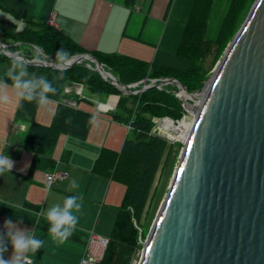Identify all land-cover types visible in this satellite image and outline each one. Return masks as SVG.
<instances>
[{"label": "trees", "instance_id": "obj_1", "mask_svg": "<svg viewBox=\"0 0 264 264\" xmlns=\"http://www.w3.org/2000/svg\"><path fill=\"white\" fill-rule=\"evenodd\" d=\"M137 0H125L126 5H133ZM205 0H194L176 52L191 60L188 71L181 72L165 65L148 63L138 57L106 53L96 50L91 52L99 60L106 71L113 74L120 82L117 86L105 79L93 63L83 61L69 68L53 69L50 67L28 65L29 71L42 72L57 90L49 94V98L57 101V107L50 124L40 123L35 119L39 105L33 101L21 100L18 104L14 121L26 123L27 130L23 140L25 149L33 155L32 169H54L56 161L51 155L62 134L85 139L92 126V111L81 108L79 103L83 97L76 95L71 88L80 84L93 93H107L117 97L112 109L107 111L113 120L123 124H131L133 136L127 135L120 150L103 147L97 157L92 173L110 178L125 186V193L118 206L116 221L113 226L107 248L104 250L99 264H133L135 255L142 247L141 227L143 216L149 211L152 202V190L155 177L160 170L159 179L165 170L164 158L169 156L171 141L157 132H153L155 118L172 117L180 119L184 113L181 98L175 92L176 84H167L158 88L151 86L134 94L132 89L123 86L131 85L147 78H176L184 84L189 92L200 88L205 74L213 68L224 46L232 36L239 14L245 7L246 0H232L230 9L223 20L218 37L215 40L206 37L210 9V1H206V14L201 15ZM208 2V3H207ZM209 7V8H208ZM0 39L11 51H16L29 59L33 56L48 61H56V52L63 47L73 57L86 53L85 49L71 35L50 23L49 20L28 18L25 28L18 30L11 21L0 18ZM38 46V47H36ZM40 48L43 49L41 52ZM15 58L6 56L0 50V63L12 62ZM64 72L61 77L60 73ZM7 83H12L7 79ZM132 99L134 106L129 108L127 102ZM71 151L66 150L63 159L69 161ZM41 205L26 202L22 206H14L0 201V219L9 218L48 231L49 224L43 216ZM37 220L39 223L37 224ZM5 230L0 228V232ZM87 244L88 235L76 228L68 238ZM6 256V255H5Z\"/></svg>", "mask_w": 264, "mask_h": 264}, {"label": "water", "instance_id": "obj_2", "mask_svg": "<svg viewBox=\"0 0 264 264\" xmlns=\"http://www.w3.org/2000/svg\"><path fill=\"white\" fill-rule=\"evenodd\" d=\"M0 50L28 65L65 68L8 50L1 39ZM83 61L120 85L90 53L71 66ZM169 82L200 104L137 264H264V0L255 1L202 92L175 78L160 84Z\"/></svg>", "mask_w": 264, "mask_h": 264}, {"label": "rangeland", "instance_id": "obj_3", "mask_svg": "<svg viewBox=\"0 0 264 264\" xmlns=\"http://www.w3.org/2000/svg\"><path fill=\"white\" fill-rule=\"evenodd\" d=\"M71 1L72 3H77L76 9L73 8L72 6L73 11H70V13H72V18L76 16V21H72V23H70L71 31H73V34L71 35L74 36L75 38V37H80L82 29L85 28L86 17L89 16L88 15L89 12L87 13V11L90 9L92 5V1L91 0H71ZM206 1L207 0L202 2V4L205 6L201 8L202 17L203 15L206 14V10H207L205 5ZM255 1L256 0H246L245 7L242 10V12L239 14L238 21L235 25V29L232 33V36L227 42L226 46H224V48L222 49L220 56L218 57V60L216 61L214 67L210 68L209 71L205 74L204 80L200 84V88L195 89V91L191 93H200L206 88L210 79L214 75L219 62L222 60L225 52L227 51L230 43L235 38L241 26L243 25L244 21L246 20ZM193 2L194 0H175L168 14H167L168 6L166 7L154 6L152 11H150V13L146 15L143 10L139 11L135 7L136 3L133 5H126L125 0H108V3H113L114 7L112 9L111 17L105 24V31L102 37V43L108 49L106 51L138 57L148 63L165 65L170 68L177 69L183 73L188 71L191 65V60L187 56L177 53L176 47L178 46V43L181 39L182 30L187 23ZM231 3L232 0L210 1V9L208 14L209 17L207 19L208 28L206 33V37L208 39L215 40L218 37L223 20L230 9ZM82 4L87 6V8H85V6H83ZM74 12H76V14H74ZM10 65H11L10 62L0 63V77H3L5 75ZM28 72L30 74V78L32 74H34V78L36 79H39L41 76L46 77V74L42 72H32L29 70ZM148 79H150L151 81H148ZM162 79L164 78H152V79L147 78L145 79L148 81L146 86L152 85L161 88V86H163L160 84V81ZM166 84H164V86ZM176 85L178 86V84ZM143 87L144 86H141V88ZM178 87L179 89L177 91L180 90V92L176 91L175 94L181 98V103L183 106V102L185 101L179 94L181 92L183 93L182 89H180V87L182 86H178ZM138 89L140 88L133 90H138ZM144 90H140V92ZM83 97L84 100H81L80 104L90 108L89 111H93L96 115H99L96 105L103 100L109 99V95L107 93L96 94L85 86H83ZM113 98L117 99V97L115 96ZM187 99H188L187 100L188 104L191 108L185 109V107L183 106L184 113L182 117L178 119L179 123L181 122L185 123V121L192 120V118H195L194 108L198 107L199 99L192 98L190 96ZM111 103H113V100L111 101ZM54 105H55L54 101L49 99L48 104L46 106H39L35 115V119H38L39 115H42L43 117L46 116L50 117L52 113V109L54 111L53 108ZM127 106L129 108H132L134 106L132 99H130L127 102ZM2 108H3V104H0V110H2ZM51 120H52V115L49 122ZM128 125L129 124L121 126L123 129L120 134H124V137H126L127 135H129L130 137L133 136V131H131V129L126 127ZM92 128H93V123L88 133V136L85 139L74 136H67L66 134H62L59 137L57 145L55 146L54 149V159L56 161L57 167L59 165L60 169H66V171H62V172H67V174L69 173L70 176L69 174L67 175V178L64 183L53 185L52 188L57 191L53 193V195L48 199V201H46L45 199L42 200V201H46L45 204L41 202L39 204L42 206V208L44 206L45 209H47L53 204L56 203L62 204L65 197L78 196L82 200V201L80 200V202L82 203V209L79 213H76V215H78L79 217V222L76 228L84 231L88 236L91 233H94L106 238H110L117 217L118 205L121 201L122 198L121 196L123 194V191L125 190V186L115 181L113 183V187L110 193L108 194L106 206L103 210V213L99 211L100 209H98V212L96 213L93 211L92 208H95V205L88 203V200L102 201L103 196L106 195L107 193L106 192L107 187L105 186L103 179H101L97 175H93L90 172L92 165H94L95 163L96 157L99 155L101 151V148L95 151V147L97 145H100V140L97 137V135L91 134ZM96 130L99 133L102 132L103 134H106L108 128L106 129L105 127L102 126V127H96ZM159 134L168 138L172 143L171 144L172 147L170 149L169 156H167L168 154L167 153L166 158H164L163 160L165 162V170L162 175L163 178L161 177L159 179L160 170L155 177V181L153 183V190H152L153 199L151 202V206L149 208V211H146L145 215L143 216L142 224H140L142 247L136 253L133 264H137L138 261L140 260V257L142 255L143 242L146 240L158 216L161 205L167 195L175 171L178 167L185 145L184 140L179 138L178 134L173 133L177 137V139L174 140L170 139L163 129ZM116 140L117 142L114 143L115 147L112 146L111 147L115 150H120L122 148L123 145L122 143H124V140L123 142L118 139ZM64 150L71 151L70 161L68 162V164H63L65 160L64 162L60 161ZM13 160L14 162L17 163H21L22 161V159L20 160L13 159ZM32 160H33V156H31V160L29 164H26L28 170L32 163ZM23 165L25 164L23 163L20 164V166ZM77 168L81 170L78 172ZM73 170L77 171L76 175L74 176V180L77 182L78 185L76 189H72L69 186V184L71 183V178L73 176L72 174ZM46 172H50V171L48 169L41 170L39 168H36L33 171L32 178L34 179V176L36 174H38L39 176L42 174L44 176ZM34 189L35 192L37 193V196H40L41 199L45 193L44 189H42L41 187H37V188L34 187ZM83 196L84 198H82ZM84 199L87 201L84 202ZM98 206L100 207L101 205L99 204ZM85 226H87V228H85ZM64 264H69V263L66 262Z\"/></svg>", "mask_w": 264, "mask_h": 264}, {"label": "crops", "instance_id": "obj_4", "mask_svg": "<svg viewBox=\"0 0 264 264\" xmlns=\"http://www.w3.org/2000/svg\"><path fill=\"white\" fill-rule=\"evenodd\" d=\"M91 1L92 5L90 9L88 11L86 9L87 13L89 12L90 14L88 13L89 16L87 15L88 17H86L85 28L82 29L80 37L75 38L71 35L73 34V31H71L70 23H72V21H76V16L72 18V13H70V11H73V8L76 9L77 3H72L71 0H0V18L11 21L14 24V27L19 30L23 27L25 28V26L28 24V18L31 16L44 20H50L51 17H54V25L71 35L77 42L80 43V45L85 49L86 53H91L96 50L106 53H112L106 51L108 49L102 43V37L105 31V24L112 15V9L114 5L113 3H108V0ZM174 1L175 0H137L135 7L139 11L143 10L144 13L148 15L150 11H152L154 6H168V14ZM85 8H87V6H85ZM74 14H76V12H74ZM77 86L78 84L68 87L72 88L73 92H75ZM113 97L112 95H109L108 100H103L96 105L99 115H96L92 111L96 119L93 123L91 134L97 135L100 140V145H97L95 147V151L97 149L99 150V148H101L102 150L103 147H115L114 143L117 142L116 139L121 140L122 142L123 140H125L124 134L120 133L123 129L121 126L127 124L115 121L109 115L106 114L107 111L109 109H112L114 106L115 99ZM51 100L54 101L55 104L53 106L54 111L52 109L51 113L53 120L54 113L57 107V101L54 99ZM112 100L113 103H111ZM19 102L20 99H13L10 103L3 104V108L2 110H0V153L8 155L12 160L22 159L21 163L14 162L12 172L0 176V201L19 207L24 205L26 202H33L37 204L41 202L45 204L46 201H48V199L53 195V193L57 191L53 189L52 186L55 184L64 183L66 179L64 181H57L49 185L47 181V173L49 172H46L44 176L42 174L40 176L36 174L34 176V179L32 178L33 171L38 167L32 169L33 160L29 167V170L26 167V164H29L31 160V156H33L34 158L33 153L30 150L25 149L23 146V140L26 135L27 124L21 122L15 123L14 121L15 113ZM79 106L81 108L90 110V108H88L87 106H83L80 103ZM51 115L50 117H43L42 115H39L38 119L36 120L38 122L41 121L40 123L45 122L44 124H50L52 122V120L49 122ZM102 126L106 129L108 128L106 133L107 135L103 134L102 132L99 133L96 130V127ZM65 151L66 150L63 151V154ZM63 154L60 160L61 162H64ZM51 155L54 157V150ZM69 161H65L66 163L64 162L63 164H68ZM22 163L25 165L20 166V164ZM93 166L94 165H92V168L90 170L91 173ZM55 168L48 170L50 172L57 170L66 171V169H60L59 165L58 167L56 165ZM39 169L44 170L42 168ZM77 169L78 172L81 170L79 168ZM76 172L77 171L73 170L71 182L74 180ZM92 174L96 175L94 173ZM99 177L103 179L105 186L107 187V193L103 196L102 201L88 200V203L95 205V208H92L95 213L98 212V209H100L99 211L103 213V210L106 206L108 194L110 193L113 187V183L115 182L110 178H106L103 176ZM70 185L71 183L69 184V186ZM34 187H41L42 189H44L45 193L41 199L40 196H37ZM124 193L125 190L123 191V194L121 196V201L123 199ZM84 196L82 198H84ZM44 199L46 201H42ZM86 201L87 200L84 199V202ZM121 201L119 205L121 204ZM99 204L101 205L100 207L98 206ZM43 208L45 209L44 206ZM43 208L41 206V211L44 210ZM6 220H9V218L2 217L0 219V228L3 230H5L4 225ZM12 222L14 224L18 223V221L15 220H12ZM19 227L22 229H27L28 231H32L38 238L45 241L44 247L39 250L34 256H31V259L33 260L34 264H64L66 262H68L69 264L81 263V260L86 251L87 244H83L81 242H77L71 239H67L63 244H58L51 238L50 234L46 230L30 226L24 223H19ZM85 228H87V226H85ZM12 251L13 249L9 244L8 253H6L5 256L6 259L10 258Z\"/></svg>", "mask_w": 264, "mask_h": 264}, {"label": "clouds", "instance_id": "obj_5", "mask_svg": "<svg viewBox=\"0 0 264 264\" xmlns=\"http://www.w3.org/2000/svg\"><path fill=\"white\" fill-rule=\"evenodd\" d=\"M40 50L43 52L42 48ZM36 58L34 54L33 60ZM72 58L73 54L61 47L56 52L55 63L65 66L66 70L71 66ZM24 59L23 56H18L11 62L5 75L0 77V104H8L13 99H21L29 102L35 101L39 106H46L49 94L54 95L57 90L44 76L36 79L32 74L30 78ZM40 59L44 58L40 57ZM60 76L63 77L64 72H61ZM7 79H11L12 83L8 84ZM95 119L93 117L90 123H94ZM13 167L14 161L8 155L0 153V176L12 172ZM70 187L76 189L77 182L73 180ZM80 200L81 198L78 196L65 197L62 204H53L37 214L46 219L49 224L48 233L58 244H63L76 230L79 222L76 213L82 209ZM19 223H23V218H20L19 222L15 224L10 219L5 221V231L0 232V264H33L31 256H34L45 245V241L38 238L32 231L20 228ZM38 223L39 220H37ZM9 244L13 251L10 258L6 259L5 255L8 253Z\"/></svg>", "mask_w": 264, "mask_h": 264}, {"label": "built area", "instance_id": "obj_6", "mask_svg": "<svg viewBox=\"0 0 264 264\" xmlns=\"http://www.w3.org/2000/svg\"><path fill=\"white\" fill-rule=\"evenodd\" d=\"M49 21H50L51 24H53V25L55 24L54 17L53 18L51 17V19ZM148 81H151V80L148 79ZM148 81L147 80H142L140 82H137L135 84L130 85V88H135L136 86H139V84H142V86L145 87ZM152 81H154V80H152ZM180 89H182V91H183V93L182 92L179 93L181 95V97L184 100L185 99L188 100L187 99L188 97L184 98V95H186L184 89L182 87H180ZM65 92L66 93H70L71 92V88L66 87L65 88ZM177 92H180V90L177 91ZM75 93L78 96H83V86L78 84ZM137 93H142V92H140V90L139 91L137 90L136 94ZM185 109H187V107H185ZM169 118L170 117L155 118L154 121H155L156 124H155V126L153 128V132L160 133L161 130L163 129L162 124L165 123V121L168 120ZM177 121H179V120H177ZM128 128L129 129L132 128L130 123L128 125ZM67 175H68L67 172H62V171L49 172V173H47L48 184L51 185L52 183L57 182V181H64L67 178ZM108 243H109V238H106V237L91 233L89 235V238H88V241H87L86 251H85V254H84L83 258H82L81 264H82V262H84V264H99V262H100V260L102 258L103 252L108 246ZM33 264H34V262H33Z\"/></svg>", "mask_w": 264, "mask_h": 264}, {"label": "bare ground", "instance_id": "obj_7", "mask_svg": "<svg viewBox=\"0 0 264 264\" xmlns=\"http://www.w3.org/2000/svg\"><path fill=\"white\" fill-rule=\"evenodd\" d=\"M187 96L188 95H184V98H186ZM198 104H200V103H198ZM186 107H187V109L191 108L188 103H187ZM193 121H194V118H192V120L185 121V123H183V122L175 123L174 121L168 119L165 121V123L162 124V127L164 129V132H166V134L169 137L177 139L176 135H174V134H178V137L181 138L182 140H184V142H185L187 140L189 132L192 128Z\"/></svg>", "mask_w": 264, "mask_h": 264}]
</instances>
